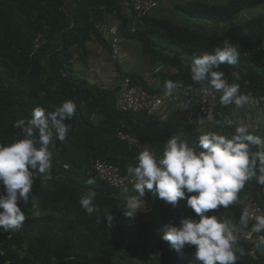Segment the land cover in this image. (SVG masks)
I'll list each match as a JSON object with an SVG mask.
<instances>
[{"label": "trees", "instance_id": "trees-1", "mask_svg": "<svg viewBox=\"0 0 264 264\" xmlns=\"http://www.w3.org/2000/svg\"><path fill=\"white\" fill-rule=\"evenodd\" d=\"M75 2L76 9L69 20V14L64 11L65 0H0V143L10 144L22 138L21 130L14 127V122L30 118L37 106L44 108L47 114L66 100L76 105L74 117L66 121L70 125L68 137L65 141L56 139L59 150L52 158L51 179H38L44 184H39L35 191L43 211L72 217H26L16 231L35 233L27 255L9 252L0 264H117L118 259L139 254L146 256V231L157 228L163 236L166 225L173 223L163 209L164 201L155 195L154 211L159 218L156 223L143 221L138 216L127 217L119 196L122 191L97 179L93 185H88L87 171L97 159H102L119 166L122 174L130 175L128 168L136 165L138 154L117 138L119 129L134 134L158 156H162L166 140L173 136H180L197 151L202 150L198 138L190 136L185 129L145 111L118 108L117 91L91 84L75 71L73 48L78 46L84 53L87 42L94 36L102 38L93 20L103 18L105 10L116 7L119 0ZM259 7L262 10L249 12ZM179 10L213 25L234 21L241 14L249 16L241 17L237 29L230 35L206 33L149 15L142 19L134 16L135 31L132 34L143 43L144 51L176 69L174 73H162L164 90L167 91V80L178 84L175 90L195 84L189 72L193 55L211 52L227 39L239 45L240 58L237 63L222 64L217 70L225 73L229 83H242L250 92L264 94V50L248 54L264 39V0H228L226 3L196 0L180 6ZM39 31L45 32L47 42L31 56L33 41ZM233 72L239 73V80ZM131 76L142 79L148 88L140 75ZM148 89L159 93V90ZM233 106L223 105L215 111L211 131H221L220 134L231 137L235 128L221 125L226 118L233 119ZM252 134L264 138V132ZM65 164L69 167L65 168ZM248 182L254 185V196L264 207L261 185L255 178ZM90 189L96 192L94 203L99 206L101 216L105 210H112L115 219L111 229L103 221L97 223L96 216L88 215L81 207L80 197ZM178 205L187 207L186 199L180 200ZM119 218L125 224H120ZM125 225L135 229V240L124 235ZM19 237L16 234L11 242H17ZM239 244L246 254L238 256L236 264H264V256L259 252L256 258L249 254V243L239 239ZM156 249L166 261L201 264L195 259V246L177 250L166 242V245L157 244Z\"/></svg>", "mask_w": 264, "mask_h": 264}, {"label": "clouds", "instance_id": "clouds-1", "mask_svg": "<svg viewBox=\"0 0 264 264\" xmlns=\"http://www.w3.org/2000/svg\"><path fill=\"white\" fill-rule=\"evenodd\" d=\"M239 58V45L225 39L213 51L193 55L189 66L191 80L201 85L205 94L210 89L220 93L221 105L243 108L252 102L250 95L241 93L238 83H229L225 73L217 70L222 64L237 63ZM232 75L240 79L239 73ZM177 87L176 82L167 80L165 94L171 96ZM75 113L76 105L71 100L47 114L37 106L30 118L14 122L22 138L10 144L0 143V232L22 227L26 217L20 205L28 203L38 179H51L53 153L49 146L54 138L66 140L70 130L66 121ZM221 126L234 127L235 131L231 137L215 131L198 132L201 151L180 136L166 140L160 158L145 147L136 157V165L128 168L134 178L132 193L127 187L123 189V207L130 218L146 210L142 199L146 192L151 191L174 208L186 199L187 206L199 219L182 218L179 225L169 222L162 239L177 250L195 246V259L201 264H236L238 256L246 254L239 236L242 229L248 228V210L241 213L239 224L231 218L207 213L234 205L240 191L253 178L264 185V138L252 134L243 122L226 119ZM86 183L93 185L95 179L89 177ZM95 198L96 192L90 189L80 197L79 203L88 215L96 216L97 223L103 221L111 229L115 219L112 210H105L101 216ZM251 231L261 234L255 247L264 251V215L255 216Z\"/></svg>", "mask_w": 264, "mask_h": 264}, {"label": "crops", "instance_id": "crops-1", "mask_svg": "<svg viewBox=\"0 0 264 264\" xmlns=\"http://www.w3.org/2000/svg\"><path fill=\"white\" fill-rule=\"evenodd\" d=\"M158 6L149 14L155 19H168L177 24L188 26L191 29L201 30L206 33L218 35H230L237 29L238 20L225 22L217 25L207 23L203 20L191 18L185 15L179 7L188 2L196 0H157ZM209 3H222L223 0H199ZM76 9L75 0H65L64 11L69 14V20ZM71 14V15H70ZM134 11L127 0H119L113 9H106L101 19H94L93 23L101 32V37H93L86 44V52H82L78 46L73 48V67L75 71L91 84L101 88H109L120 94L122 78L124 75H140L147 83L148 88L159 90V93H166L162 84V73H174L176 69L165 65L154 55L144 51L143 43L133 36L132 26L134 23ZM117 29V35L121 39L120 56L117 61L111 58L110 42L113 36L112 29ZM159 119L177 125L187 131V133L198 138V132H205V123L193 108L185 107L182 102H166V104L155 115ZM97 119V115L93 116ZM161 156H158L160 158ZM261 185V184H260ZM133 185L128 188L132 193ZM264 192V185H261ZM255 188L250 182L240 191L237 202L228 209L219 208L207 213L209 216L218 215L228 217L233 222L239 224L240 212L239 202L247 196L254 195ZM123 202V191L119 193ZM146 202V210H141L136 216L143 221L158 222L154 208L156 206L155 195L149 191L142 198ZM163 209L169 215L173 223L179 225L182 218H192L198 220L199 217L188 206L180 207L178 204L174 208L164 202ZM148 238L147 255L141 254L118 259L117 264H175L174 261L164 259L162 253L158 252L156 245H166L162 239V234L157 228L146 231ZM124 235L131 240H135V229L130 225L124 226ZM264 256V251L258 250Z\"/></svg>", "mask_w": 264, "mask_h": 264}, {"label": "built area", "instance_id": "built-area-1", "mask_svg": "<svg viewBox=\"0 0 264 264\" xmlns=\"http://www.w3.org/2000/svg\"><path fill=\"white\" fill-rule=\"evenodd\" d=\"M127 1L132 6L135 19H142L148 16L158 6L157 0ZM131 30L135 31L134 23ZM112 33L113 36L110 42V49L111 58L115 62L120 56L121 39L117 35L116 28L112 29ZM46 42L47 36L45 32L39 31L33 41L31 56L39 51ZM262 50H264V39L259 45L248 52V54L257 53ZM238 84L240 85V92L250 95L252 102L248 104V108H242V113L233 112L234 116L232 120L235 123L243 122L247 124L251 132H264V94H255L246 89L242 83ZM220 95V93L211 89L208 94H205L201 85L198 84H191L184 89L174 90L171 96L166 95L165 93H153L145 86L142 79H133L131 75H124L118 99V108L125 111H145L149 115H156L167 101H180L185 107L193 108L205 123L206 130L211 131L214 126V113L220 106H223L219 102ZM219 133H221V131H219ZM116 136L120 140L126 142L129 148L133 149L137 154L147 147L158 158V154L134 134L124 129H119L116 132ZM64 167L68 168L69 165L65 164ZM87 174L90 177L103 181L120 191H123L125 187L130 188L133 185L134 178L131 175L122 174L119 166L102 159H97L89 168ZM238 209L240 213L247 209L250 214L248 228L241 230L239 239L249 243V254L256 258L258 250L256 249L255 244L258 236L261 234L253 233L251 231V226L255 223V216L264 215V207L260 204L256 196L250 195L239 202ZM118 222L120 224H125V221L122 218H119Z\"/></svg>", "mask_w": 264, "mask_h": 264}, {"label": "rangeland", "instance_id": "rangeland-1", "mask_svg": "<svg viewBox=\"0 0 264 264\" xmlns=\"http://www.w3.org/2000/svg\"><path fill=\"white\" fill-rule=\"evenodd\" d=\"M228 0H223L222 3H226ZM262 10V7H259L257 10L249 11L250 13H255ZM249 16V14H244L242 16L239 15L237 17V20L240 21L241 17L245 18ZM240 23V22H239ZM248 108V105L244 106ZM242 108L236 109L235 106H233V112L234 113H242ZM57 142L56 139H53L52 144L49 146V150L53 153V156H57L59 148L56 147ZM39 184H44L42 180H37L36 183L33 185V189L31 193L29 194V201L26 205L21 204L22 210L25 212V217L28 216H42V215H56L59 217H72V215H65L64 213H59V212H49V211H43L39 205H38V200H37V195L35 193L36 187ZM19 235V240L15 243L11 242V238L14 237L15 235ZM35 236V233H27L24 234L23 232H17L15 231H9V232H0V261L5 260V256L9 252L17 251L21 256H25L28 253L29 246L31 245L33 238Z\"/></svg>", "mask_w": 264, "mask_h": 264}]
</instances>
